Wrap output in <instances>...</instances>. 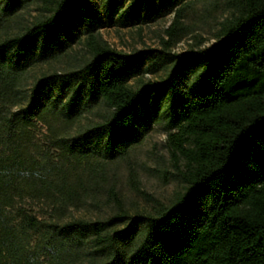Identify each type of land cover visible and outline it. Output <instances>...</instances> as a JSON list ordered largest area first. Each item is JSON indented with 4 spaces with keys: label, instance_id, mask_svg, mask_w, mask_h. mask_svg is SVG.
I'll use <instances>...</instances> for the list:
<instances>
[{
    "label": "trees",
    "instance_id": "obj_1",
    "mask_svg": "<svg viewBox=\"0 0 264 264\" xmlns=\"http://www.w3.org/2000/svg\"><path fill=\"white\" fill-rule=\"evenodd\" d=\"M167 16L159 48L101 32ZM154 125L180 186L131 214L109 173ZM0 264H264V0H0Z\"/></svg>",
    "mask_w": 264,
    "mask_h": 264
},
{
    "label": "rangeland",
    "instance_id": "obj_2",
    "mask_svg": "<svg viewBox=\"0 0 264 264\" xmlns=\"http://www.w3.org/2000/svg\"><path fill=\"white\" fill-rule=\"evenodd\" d=\"M202 10L197 11L192 22L195 23L194 34L202 36L205 41L202 48H210L216 39L213 37L214 24L212 21L198 20ZM171 16L160 19L155 23L144 26L141 30L136 27H119L106 24L101 32L112 47L130 52L134 49L159 48L162 37H166L164 29L171 23ZM196 40L191 36L184 38L174 48L175 52L184 53L189 44ZM158 74H146L145 79L155 80ZM37 139H44L46 128L38 123L35 128ZM168 131L162 125H154L135 145L127 158L120 160L111 167L109 184L116 185L118 194L123 200L125 209L131 214L150 211L152 202L135 189V184L162 202H168L180 182L172 176L176 172L173 158L167 144ZM182 165V160L180 161ZM113 202L108 194L102 195L98 206H88L77 213L87 217L106 216L113 212Z\"/></svg>",
    "mask_w": 264,
    "mask_h": 264
}]
</instances>
